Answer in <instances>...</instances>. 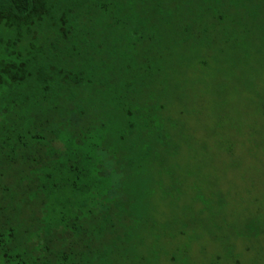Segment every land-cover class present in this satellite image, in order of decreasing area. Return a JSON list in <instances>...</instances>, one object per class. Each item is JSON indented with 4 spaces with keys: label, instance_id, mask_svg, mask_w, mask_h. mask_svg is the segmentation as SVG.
<instances>
[{
    "label": "trees",
    "instance_id": "1",
    "mask_svg": "<svg viewBox=\"0 0 264 264\" xmlns=\"http://www.w3.org/2000/svg\"><path fill=\"white\" fill-rule=\"evenodd\" d=\"M263 51L264 0H0V264L249 255L241 245L247 229L264 236L261 213L244 231L212 232L223 247L212 260L195 249L190 230L225 227L230 202L179 173L190 89ZM230 128L219 145L239 166L264 148ZM176 196L192 218L162 221L159 202Z\"/></svg>",
    "mask_w": 264,
    "mask_h": 264
},
{
    "label": "rangeland",
    "instance_id": "2",
    "mask_svg": "<svg viewBox=\"0 0 264 264\" xmlns=\"http://www.w3.org/2000/svg\"><path fill=\"white\" fill-rule=\"evenodd\" d=\"M233 65L224 71L204 74L201 77L204 84L190 89L189 109L196 112L186 118L189 142L185 144L179 173V176H185L188 172H193L196 174L193 180L205 178L208 183L206 185L228 194L230 203L219 217L220 220L224 218L228 221L225 227L190 230L192 236L200 237L199 242L194 244L195 249L204 247L209 260L223 252L222 245L210 238L212 232L221 236L222 233L227 235L234 231H244L246 228L243 222L257 213H261L264 221V148H254L255 159H243L239 166L226 157L224 149L219 145L220 139L223 141L225 135L232 136L230 127L233 121L242 124L244 140L264 138V51L253 53L245 64ZM220 125L224 127L223 131L219 129ZM242 174L245 180L241 179ZM242 195L246 199L240 202L238 198ZM178 199L176 196L166 202H159V219L181 223L186 216H192L182 206L185 204L188 207L191 199ZM204 217L205 220L212 218L208 212ZM180 228L181 225L167 230L166 234L178 233ZM247 234L252 239L246 244L243 242L241 248H249L250 254L244 258L234 255L231 264H264V236L257 241L254 240L256 231L247 229ZM154 240L152 235L147 239L150 245ZM166 241L167 238L163 240L164 243ZM202 262L201 259V264Z\"/></svg>",
    "mask_w": 264,
    "mask_h": 264
}]
</instances>
